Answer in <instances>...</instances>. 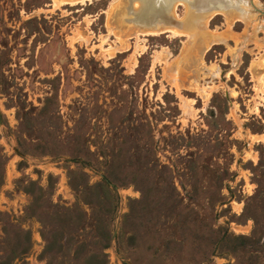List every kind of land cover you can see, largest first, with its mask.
Wrapping results in <instances>:
<instances>
[{
    "label": "rangeland",
    "instance_id": "374dc122",
    "mask_svg": "<svg viewBox=\"0 0 264 264\" xmlns=\"http://www.w3.org/2000/svg\"><path fill=\"white\" fill-rule=\"evenodd\" d=\"M224 1L0 0V264H264V0Z\"/></svg>",
    "mask_w": 264,
    "mask_h": 264
},
{
    "label": "bare ground",
    "instance_id": "6f19581e",
    "mask_svg": "<svg viewBox=\"0 0 264 264\" xmlns=\"http://www.w3.org/2000/svg\"><path fill=\"white\" fill-rule=\"evenodd\" d=\"M82 1V0H81ZM92 1V0H91ZM155 2L157 1V0H154ZM185 2H188V1H190V0H184ZM198 1H200V0H198ZM198 1L197 0H191V3L193 2H196V4H197V6L200 8V9H198V11H196L195 13H189L188 15L186 14L185 15V17L184 18H181V19H176L177 21H179L180 22V27H182L184 30H186V31H188V30H190L191 29V26L189 25V23H191V20L192 19H196V17L198 16V14H199V12L201 13V14H210V13H213L214 11H216L215 10V7H216V9H226V10H231L232 9V7L230 8V7H225V5H227L226 3H224V2H226V1H224V0H205V2L204 3H201V4H199L198 3ZM56 2V1H55ZM61 2V1H60ZM60 2H58V3H60ZM74 1H70V4L71 3H73ZM171 2H173V0H160V9H165V11L167 12V10L168 9H170L171 7L170 6H172L171 5ZM57 3V2H56ZM170 7V8H169ZM175 8V7H174ZM169 11V10H168ZM217 13V12H216ZM223 14V13H222ZM212 14H210L208 17H207V19L211 16ZM225 16H229V15H225ZM235 19H237L235 16H233ZM232 18V17H231ZM206 19V20H207ZM206 20H205V22L203 21V25H202V28L203 29H205L206 28V24L205 23H207L206 22ZM241 20V19H240ZM201 22L199 21V24H200ZM202 24V23H201ZM230 26V25H229ZM135 27V26H134ZM172 27V26H171ZM148 29H145V31H143L144 33H154V32H157V31H161V32H163V31H165L166 30V28L164 27V26H162V27H160L158 30H156V29H153V28H150L149 29V27H147ZM177 28V27H176ZM198 28H200L199 26H198ZM168 29V28H167ZM179 29V28H178ZM122 30H124V29H122ZM141 32V31H140ZM142 33V32H141ZM135 34V33H134ZM133 34V35H134ZM173 34V33H172ZM121 37V36H120ZM129 37V36H128ZM220 37H217V36H214V37H211L210 39H209V41H208V43L207 44H201V46L198 48V50H197V56L192 60V67H196L197 66V70H199V69H201L202 68V66H201V64H199V61H200V58H201V55H202V53L204 52V50H206L212 43H216V42H220ZM199 43V42H198ZM200 44V43H199ZM196 51V50H195ZM193 56H194V54H193ZM190 67V66H189ZM196 69V68H195ZM194 69V70H195ZM196 71V70H195ZM195 71H194V73H195Z\"/></svg>",
    "mask_w": 264,
    "mask_h": 264
},
{
    "label": "water",
    "instance_id": "95a60500",
    "mask_svg": "<svg viewBox=\"0 0 264 264\" xmlns=\"http://www.w3.org/2000/svg\"><path fill=\"white\" fill-rule=\"evenodd\" d=\"M140 11H133L134 17H141L140 13H145L146 16L140 18V23L145 24L147 27L158 28V27H180V22L177 21L168 10L160 9V0L156 2L154 0H139ZM171 7V6H170ZM169 7V8H170ZM139 15V16H138ZM133 18V17H132ZM130 19V18H129Z\"/></svg>",
    "mask_w": 264,
    "mask_h": 264
},
{
    "label": "crops",
    "instance_id": "0c3cea01",
    "mask_svg": "<svg viewBox=\"0 0 264 264\" xmlns=\"http://www.w3.org/2000/svg\"><path fill=\"white\" fill-rule=\"evenodd\" d=\"M199 95V94H198ZM200 96V95H199Z\"/></svg>",
    "mask_w": 264,
    "mask_h": 264
}]
</instances>
